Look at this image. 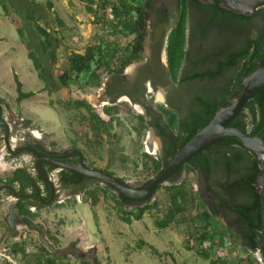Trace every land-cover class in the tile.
<instances>
[{
    "label": "trees",
    "instance_id": "trees-1",
    "mask_svg": "<svg viewBox=\"0 0 264 264\" xmlns=\"http://www.w3.org/2000/svg\"><path fill=\"white\" fill-rule=\"evenodd\" d=\"M82 1L88 2L87 9L95 17L98 16L100 11H106L108 8H111L114 19L118 23L116 28H121L120 32L115 33L123 34L126 37L135 36L131 45L125 50V60L119 66L114 67V62L117 57L116 45L110 44L106 46L101 41L96 46L88 47L83 54L76 52L70 53L67 58L70 70L58 72L59 51L64 47V40L59 35L56 27H63L64 22L53 13V3L47 2L43 4L35 1L0 0V8L7 18H14L18 37L27 51L28 59L31 61L38 78L44 84L42 92H47L51 95L63 89L71 90L73 85L82 89L98 90L102 88L104 75L109 74L111 81L107 84L105 96L111 99V104H115L120 97L127 93L125 89L127 81L123 75L126 68L133 62L143 60L142 53L148 27L147 19L150 14L159 13L160 11L155 6V0H131L130 2L120 0L118 4H113L112 0ZM178 1L181 16L170 34L167 52L170 63L168 64L170 76L174 83L182 86L183 83L188 81L193 83L205 77H215L219 72L211 76L209 74L197 73L193 76L182 75L180 77L183 66L182 62L185 56L184 49L186 45V23L188 17L187 4L198 0ZM240 21L241 23L251 22V19L241 17ZM213 24L214 21H209L208 28L212 27ZM252 43L253 41L250 42V44ZM263 47L264 41L259 43L257 49H253L254 59H264ZM257 68L258 66L255 67V71ZM224 69L222 67V70ZM84 80L86 82L83 84ZM16 83L18 94L16 104L18 106L36 95L33 92H23V86L18 77H16ZM234 88L233 85L231 91L223 95H217L216 97L210 94L206 95V97L197 95L186 97V102L194 112L184 122L182 133L179 135L175 132L177 129L175 116L170 118L168 126L160 124L159 122L156 123L154 126L157 134L162 138L165 148L169 150V153L163 159L154 158L144 153L143 158L147 161L145 167H148L147 165L151 163L155 176L158 175L172 160L175 154L212 121L216 111L230 98L229 96L233 93ZM188 91L193 93L194 90L189 89ZM3 104L4 100L0 99V106ZM74 106L76 109H84L90 114L88 118L90 129L97 138L100 139L104 134L109 137H117L112 129L113 123L119 121V119L117 120L119 111L116 105L104 108L103 116L108 119H103L101 115L96 114L92 106L84 99V96L76 100ZM159 109L165 110L163 106H160ZM83 118L86 121L84 116ZM137 118L140 121L141 129H136L135 131L138 133V136H141L142 131L147 127L146 120L141 115ZM25 123L27 127L32 125L30 120H25ZM0 127L5 134L4 126L0 124ZM230 127L241 129L253 137H264V91L246 103L245 108L232 122ZM55 146V144L51 145L53 148ZM72 148L79 149L76 145H73ZM35 155L38 156L37 154ZM189 164L191 168H186L187 172L198 169L206 181H209L211 176L216 172L223 173L225 176L227 175L226 181H223L219 186L221 193L218 194L217 200L221 202L222 207L226 206L229 212H232L241 220L242 228L239 229L238 235L242 236L243 239L242 243L239 240L238 243L241 250L250 259L253 253L259 250L257 239L259 237V231L262 229L261 198L253 186L258 176L257 157L255 154L246 150L239 139L230 138L215 144L206 152L194 157L189 161ZM88 166L91 169L99 170L116 177L109 171L96 169L91 165ZM42 167L47 173L58 170L56 166L47 163H42ZM182 170L183 167L172 177ZM233 175L237 177L235 178ZM58 176V183L61 189L72 188L73 193L85 191L88 185H101L96 180L67 170H62ZM230 176H232L231 179H229ZM172 177L168 180V183L171 181L174 183ZM120 180L124 181V179ZM150 181L151 179L135 188L143 189ZM40 183L43 184L46 195L45 197L43 196V200L48 201L50 198L49 186L43 183L38 174L36 176L30 174L28 168H17L7 178L0 177V188L9 185L17 190L15 196L9 189H0L2 191L0 193H5L9 197L17 199L12 206L13 216L10 217L12 223H10L9 229L13 231L19 219H27L30 221L28 227L40 235L44 247L41 249L45 253V255L41 256L43 260L37 259L36 264H75L76 262H81V264H99L98 256L95 253H84L78 249L76 244H70L68 247L62 248L60 243L58 245L60 240L58 236L52 235L54 243L48 242L42 237L43 233L41 232V228L38 230V227L33 224L36 221V217L37 219L39 218V215L35 216L32 209H36V212H39L44 207L56 205L59 195L56 196L50 206H46L34 193V186L40 190ZM103 188L102 191L98 188L87 191L86 195L90 199L91 209H94L100 204L101 192L104 196H108L110 191H114L118 197L112 194H110V197L119 207L120 211L126 215L123 221L128 224H131L132 220L141 221L148 211L155 210L161 205L160 200H155L151 204V200L138 202L128 199L109 185H103ZM212 188L213 186H209V190ZM165 189L168 191L169 208L165 216L156 223L158 229H167L171 224H184L187 221L185 215L188 208L194 207L198 213L193 216L191 222L194 224L199 223L202 226V233L198 236L200 246H204L209 242L211 249L218 247L225 248L226 244L223 242L224 234L229 233L234 238L236 237V234L231 229L229 218L224 216L223 222L216 221L217 214L213 213L209 206L203 202V198L199 192H188L185 188V183L165 187ZM227 196L232 199L229 200ZM239 197L243 201L241 203L235 202L236 199L238 201ZM67 202L68 200L64 205ZM124 207H134L135 210L126 212L122 210ZM230 253L233 254L232 252ZM204 259L209 260V256L205 254ZM243 263V258L237 257L235 262L230 264ZM210 264L225 263L210 260Z\"/></svg>",
    "mask_w": 264,
    "mask_h": 264
},
{
    "label": "rangeland",
    "instance_id": "rangeland-1",
    "mask_svg": "<svg viewBox=\"0 0 264 264\" xmlns=\"http://www.w3.org/2000/svg\"><path fill=\"white\" fill-rule=\"evenodd\" d=\"M24 1H35L43 4L52 2L54 5L53 13L64 22L63 27H56L59 35L64 40V47L61 48L62 52L59 55L58 72L68 68L67 58L69 53L78 52L83 54L88 47L96 46L101 41L106 46L110 44L116 45L117 57L114 67L119 66L125 60V50L133 42L134 36L126 37L123 34L115 33L120 32L121 28H116L118 23L114 19L111 8L106 11H100L98 16L95 17L94 14L89 13L87 1ZM119 1L112 0V3L118 4ZM127 1L130 2L131 0ZM15 27L14 18H7L0 8V99L4 100L2 105L4 109L3 118H5L12 131L17 126L15 118L19 117L27 120L21 113L20 105L16 104L18 95L16 77L22 83L23 92L25 93L38 92L44 87L43 82L38 78L31 61L28 59L27 51L21 43ZM134 66L137 65L130 64L126 68L127 72ZM110 77L109 74L104 75L102 88L98 90L82 89L73 85L68 95L64 93L60 101L63 102L62 98H70L72 100L69 104L74 110V116L68 117V121H71L67 122L69 125L68 131L83 135V144L97 145L98 147L97 156H90L87 165L109 171L116 177L124 179V182L131 186L139 187L147 180L155 177L151 163L147 165L148 167H145L147 161L142 156L143 142L146 140L147 143L150 131L147 135V130H143L141 136L135 133L136 129H141V124L137 117L143 113L136 107V110L131 108L127 99L121 100L122 102L116 103L119 111L117 120L119 119V121L114 122L112 126L113 133L117 137H109L104 134L99 139L94 133H91L88 121L89 115L85 116L86 121H84L81 116H78L80 111L74 106L77 97L95 95L103 98L104 86ZM85 82L86 80H84L83 84ZM52 97L56 99L60 95ZM103 100L107 105L110 103L109 100ZM5 104L9 111L5 108ZM58 107L64 108V106L59 105ZM14 110H16L15 114L13 113ZM63 111L65 110L63 109ZM98 112L101 113L102 108ZM24 114L33 116L40 128L50 133L47 137H41L39 130L33 124L27 127L26 123H23L24 128H32L33 136L39 139L42 138V142L45 145L56 141L60 146L69 144L72 137L70 136L71 134L69 135L70 137L67 135L64 117H61L57 124L54 125L50 123L51 121L39 119L27 111ZM72 127H79L81 132L78 133L80 131L78 128L73 131ZM14 133L13 131L10 140L13 147H16L19 144L21 135L16 136ZM4 136L5 134L0 127V162L3 161L8 165L6 170L0 169V177L7 178L17 167L32 168L33 166L21 162V159L10 160L5 151ZM89 136H91L90 139L88 138ZM158 149L156 148L152 153L154 158H158ZM146 150L149 151L147 145ZM93 158L95 161H92ZM22 159L27 160L28 158L23 156ZM14 161L16 162L14 163ZM57 179L56 177V181ZM182 182L185 183V188L188 192H198L194 175H187ZM165 187H169V184L162 186L157 191L155 199L151 202L152 204L155 200H160L161 205L155 210L148 211L143 217L142 224L138 225L139 227H131L132 224L123 221L126 215L120 211L110 197V194L118 197L114 191H110L108 196H104L102 192L100 193L101 202L96 211L101 214V218L96 219V221L88 218L91 202L86 193L90 189L95 188L102 191L104 189L103 184L88 185L85 191L76 193L70 191L67 195L59 188V199L56 205L44 207L39 212H36V209H32L35 216L39 215V218L37 219L36 217L35 219L36 223L33 222V224L38 227V230L41 228L42 237L46 241L54 243L52 235H56L60 239L58 245L59 243H64L68 247L70 244H76L78 249L84 253H95L98 256L99 264H210V260L230 264L235 262L237 257L243 258V264H262L254 253L249 259L244 251L241 250L238 240L229 233L224 234L223 242L226 244L225 248L211 249L209 242L204 246H200L198 236L202 233V226L199 223L194 224L191 222L193 216L198 213L194 207L188 208L185 215L187 221L184 224H171L166 230L158 229L156 223L165 216L169 208L168 191ZM67 200L70 203L67 205V202L64 205ZM14 203L15 198L9 197L5 193H0V264H36L37 259L43 260L41 256L45 255L41 249L43 247L41 237L35 230H31L28 227L30 221L27 219H20L13 231L9 229V225L12 223L10 217L13 216L12 206ZM84 205H89V208ZM58 206L62 207L58 208ZM82 206L85 208V213L81 210ZM122 210L128 212L134 211L135 208L124 207ZM65 226L66 231L63 234L61 231ZM68 232L72 235L69 236ZM76 238H81L82 241ZM142 241L147 242V244ZM21 249L22 251H20ZM205 254L209 256V260L204 259ZM75 264H81V262H76Z\"/></svg>",
    "mask_w": 264,
    "mask_h": 264
},
{
    "label": "flooded vegetation",
    "instance_id": "flooded-vegetation-1",
    "mask_svg": "<svg viewBox=\"0 0 264 264\" xmlns=\"http://www.w3.org/2000/svg\"><path fill=\"white\" fill-rule=\"evenodd\" d=\"M179 10V1L174 0V11L172 13L160 11L159 13L150 14L147 19L148 27L142 53L143 60L132 63L137 65L132 75L123 74L127 81L125 84L127 93L116 101V103H120L125 100L124 98H128L127 102L131 108L136 110L135 106H138L144 111V114L141 116L146 120L147 127L145 130H147V135L149 131L153 132L155 137L160 141V148L157 151L159 159H163L165 155L169 153V150L165 148L164 142L162 138L158 136L154 125L159 122L160 124L168 126L170 118L175 116L177 122V129L175 132L177 135L182 133L184 122L194 112L186 102V97H190V95L206 97V95L209 94L216 97L217 95H223L231 91L233 85L235 88L240 86L243 77L245 75L249 76L255 72V67L261 61L254 59L253 49H257L259 43L264 41V8L260 9L254 17L246 18L223 10L218 0H209L205 5L201 4L199 1L189 2L187 4L188 17L186 23L185 56L182 62L183 66L181 68L180 77L182 75L193 76L197 73L209 74L210 76L217 72H219V74L211 78L205 77L193 83L188 81L180 86L174 83L170 76L168 70V64L170 63L167 52L170 34L181 16ZM241 17L251 19V22L241 23ZM209 21H214L213 26L210 28H208ZM251 41H253L252 44H250ZM262 50L264 52V47ZM222 67L225 69L222 70ZM219 69L221 70L219 71ZM110 81L111 77L110 80L105 83L103 98L101 99L111 101V99L105 96V89ZM197 84H203L204 86L200 90H194L193 87ZM160 89L163 90V101L157 100L156 97ZM189 89L194 90L193 93H190L188 91ZM116 103L111 104L110 102L109 105L113 106L116 105ZM160 106H163L165 110L159 109ZM14 120H17V126L13 130L15 132L14 135H21L19 144L16 147H13L11 144L10 138L11 135H13L12 129L9 133V142L7 143L5 130V151L11 161L21 159V162L33 166L32 168H28L30 174L34 176L38 174L35 170V165L42 156L32 149H26V147L35 146L44 153L50 155L69 151H59L51 147V145H45L44 142H42V138H35L31 132L32 130L24 128L23 123L25 120H21L19 117ZM9 147L11 149H9ZM148 148L151 153L146 150L145 140V142H143V154L146 153L152 156L153 148L151 145ZM70 150H72V147ZM23 156H27L29 160L22 159ZM79 160V158H72L66 161L77 164ZM15 162L16 161H14V163ZM42 163L53 165L46 161H42ZM85 163L87 164L86 158ZM186 168H191L189 162L183 167L180 173L172 177L174 183L171 181L168 183L169 186L182 184L184 183L182 182L184 177L190 174L194 175L198 192L201 194L203 202L209 206L213 213L217 214L215 220L223 222L224 216H227L230 220L231 229L236 234L235 238L242 243L243 237L238 235L239 229L242 228L241 220L235 214L229 212L226 206L222 207L221 202L217 200L218 194L221 193V188L219 186L223 181H226L227 175L225 176L223 173L216 172L211 176L209 181H206L198 169L187 172ZM31 169L34 170V173L31 172ZM62 170L65 169L58 168V170L52 173H47L45 171L55 182L57 187L56 196L60 193L58 189L61 188V186L58 183V174ZM56 177L58 178L57 181ZM231 177L232 176H230L229 179H231ZM233 177L236 178L237 176L233 175ZM43 183L47 185L44 181ZM209 186H213V188L209 190ZM39 188L42 197H45L46 195L42 183H40ZM62 191L67 195V193L73 191V189L69 188ZM227 198L229 200L232 199L228 196ZM57 199H59V197ZM16 200L17 199H15V201ZM241 201H243L241 197H239L238 201L237 199L235 200L237 203H241ZM205 204L204 206L206 207ZM17 221L20 222V219ZM259 253L258 250L254 254L259 256Z\"/></svg>",
    "mask_w": 264,
    "mask_h": 264
},
{
    "label": "water",
    "instance_id": "water-1",
    "mask_svg": "<svg viewBox=\"0 0 264 264\" xmlns=\"http://www.w3.org/2000/svg\"><path fill=\"white\" fill-rule=\"evenodd\" d=\"M198 1L205 5L209 0ZM218 1H220V7L223 10L246 18L254 17L260 9L264 8V0ZM155 6L159 11H168L172 13L174 11V0H155ZM257 66L258 69L255 72L249 76L245 75L243 77L242 84L235 88L230 98L216 111L212 121L203 130L196 134L180 151H178L172 160L160 171L158 175L152 178L143 189H137L108 173L89 168V166L85 163L83 154L77 149H72L61 154L50 155L44 153L35 146L26 147V149H32L34 152L42 156V158L37 161L35 170L50 188V198L48 201H45L43 200L41 191L34 186L36 197L43 204L49 206L53 203L56 196L57 187L55 182L48 176L42 167V161H46L58 168L76 172L86 178L96 180L103 185H109L119 194L128 199L138 202L151 200L152 202L155 199L157 191L162 186L167 185L168 180L180 168L186 166L191 159L223 140L237 138L246 150L255 154L257 157L258 176L253 186L261 198L262 205V229L259 231L257 243L259 246L260 260L262 264H264V137H253L241 129L230 127L232 122L245 108L246 103L264 91V59L261 60ZM136 67L137 66L132 67L129 72H127L126 69L124 74L132 75ZM203 86V84H197L193 87V89L200 90ZM162 92L163 90L160 89L156 94L157 100L159 101H163ZM86 97L89 104L93 106V108H101L103 104H105L104 100L98 96L87 95ZM124 99L128 100V98ZM135 107L144 114V111L140 107ZM5 108L9 111L8 107L5 106ZM3 113V106H0V121L6 130V142L8 143L11 128L5 118H3ZM146 145L147 148L151 145L153 152L156 148H160V141L155 137L153 132H149ZM9 149L11 148L9 147ZM72 158H79L80 160L77 164L66 161ZM0 189H9L13 195L16 196L17 194V190L13 186L5 185Z\"/></svg>",
    "mask_w": 264,
    "mask_h": 264
},
{
    "label": "crops",
    "instance_id": "crops-1",
    "mask_svg": "<svg viewBox=\"0 0 264 264\" xmlns=\"http://www.w3.org/2000/svg\"><path fill=\"white\" fill-rule=\"evenodd\" d=\"M66 44H67V42H66ZM65 44V46H67ZM64 49V48H63ZM65 49H67V48H65ZM62 52V49L59 51V55H60V53ZM76 53H78V52H76ZM70 54V53H69ZM33 67V66H32ZM67 67L68 68H65L62 72H64V71H69L70 69H69V64H67ZM22 84V83H21ZM23 86V85H22ZM22 89H23V87H22ZM43 89V88H42ZM42 89L40 90V91H38V92H33V93H36V95L34 96V97H32L31 99H29V100H26V101H24V102H22L21 104H20V107H21V109H22V114L24 115V118L25 119H27V120H30L31 122H32V124L39 130V134H40V136L41 137H47L48 135H50V133H47V131L45 130V129H41L40 128V126H39V124H38V122L34 119V117L33 116H31V115H26V114H24V112L25 111H27L28 113H30V114H32V115H34L35 117H37V118H39V119H44V120H48V121H51L50 123H52V124H54V125H56L57 124V121L58 120H60L61 119V117H64V120H65V122H66V125H65V130H66V132H67V135L69 136L70 134V136L72 137L71 139H70V142H69V144H67V145H65V146H60L59 144H58V142L56 141V142H51V144H49V145H52V144H55L56 146H55V148L57 149V150H59V151H66V150H70L71 149V147L73 146V145H76L80 150H81V152L84 154V156H85V158H86V161L88 162V159H89V157L90 156H97L96 154H98L97 152H98V147H97V145H95V146H91V145H87V144H83V135H81V134H77V133H75V132H73V133H71V132H69L68 131V127H69V125L67 124V122H71V121H68V117H71V116H74L73 115V112H74V110L72 109V107L70 106V104L69 103H71V99L70 98H62V101L63 102H61L60 101V98H61V96L64 94V93H66L67 95H68V92L70 91L69 89H63V90H61L60 92H58V93H55V94H51V95H49L47 92H42ZM65 91H67V92H65ZM65 94V95H66ZM60 95V97H58ZM52 96H57L58 98H54V97H52ZM99 97V96H98ZM80 98V97H79ZM78 97H77V100L79 99ZM84 99L88 102V100H87V97H86V95L84 96ZM3 100V99H2ZM59 101V102H58ZM59 103V104H58ZM89 103V102H88ZM58 105L59 106H64V108H60V107H58ZM90 105V104H89ZM5 106H6V104H5ZM91 106V105H90ZM111 105H107V104H103V106L101 107L102 108V112L101 113H99L98 112V110L100 109V108H93V106H92V108H93V110L95 111V113L96 114H98V115H101L102 117H103V119H107V117H105V116H103V110H104V108H106V107H110ZM57 107H58V109H57ZM63 109L65 110V111H63ZM63 111V112H62ZM80 112H79V114H78V116H81V119H84L83 118V116L85 117V116H90V114L89 113H87V111L86 110H84V109H81V110H79ZM84 111V112H83ZM14 114L16 113V110H14V112H13ZM75 116H76V114H75ZM89 116H88V118H89ZM86 118V117H85ZM21 120H24L23 118L21 119ZM85 120V119H84ZM53 121V122H52ZM88 122V121H87ZM49 128V127H48ZM79 130H80V128L79 127H77ZM77 128H75V127H72V130L73 131H75ZM30 130H33L32 128L30 129ZM91 130V129H90ZM35 131H37V130H35ZM81 132V130L80 131H78V133H80ZM89 132V131H88ZM88 132H86V133H88ZM92 133V132H91ZM91 133H90V135H91ZM55 135H57V134H55ZM85 135H87V134H85ZM69 136V137H70ZM86 138V137H85ZM89 139L91 138V136H89L88 137ZM66 144V143H65ZM60 147H62V148H60ZM73 149V148H72ZM91 154V155H90ZM27 157V156H26ZM28 158V157H27ZM26 160V159H25ZM27 160H29V158L27 159ZM92 161H95V159L93 158V160ZM6 167H8V165L7 164H5L3 161L2 162H0V169H7ZM17 168H19V167H17ZM16 168V169H17ZM16 169H14L13 170V172L16 170ZM31 172H33L34 173V170H32L31 169ZM33 175V174H32ZM85 207H88L89 208V205H84ZM99 206V205H98ZM97 206V207H98ZM97 207H95L94 209H91V207L89 208V209H91V210H89L90 211V213H88V218L89 219H94L95 221H96V219H100L101 218V214L100 213H98L97 211H96V209H98ZM82 209V212L83 213H85L84 211V209L85 208H83V206L81 207ZM121 222V221H120ZM142 222H143V219L141 220V221H132L131 222V227H137L139 224H142ZM139 227V226H138ZM101 230L103 231V227L101 226ZM162 230H166V229H162ZM64 231H66V226H65V228H63V230L61 231L63 234H64ZM145 232L146 233H148V231H146L145 230ZM69 233V236L70 235H72L70 232H68ZM151 236H152V234L151 233H149ZM65 238H66V235H65ZM83 238H85V236H83ZM76 239H78V240H80V241H82V239L81 238H76ZM142 242H144V243H146L147 244V242H145V241H142ZM142 242H141V244H142ZM150 245V244H149ZM61 247L62 248H65V247H67V244H64V243H61ZM153 247V246H152Z\"/></svg>",
    "mask_w": 264,
    "mask_h": 264
},
{
    "label": "built area",
    "instance_id": "built-area-1",
    "mask_svg": "<svg viewBox=\"0 0 264 264\" xmlns=\"http://www.w3.org/2000/svg\"><path fill=\"white\" fill-rule=\"evenodd\" d=\"M258 260L261 262L260 257L257 255Z\"/></svg>",
    "mask_w": 264,
    "mask_h": 264
}]
</instances>
